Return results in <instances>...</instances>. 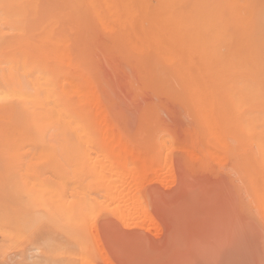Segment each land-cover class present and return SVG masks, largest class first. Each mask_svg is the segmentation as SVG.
<instances>
[{
	"label": "bare ground",
	"instance_id": "obj_1",
	"mask_svg": "<svg viewBox=\"0 0 264 264\" xmlns=\"http://www.w3.org/2000/svg\"><path fill=\"white\" fill-rule=\"evenodd\" d=\"M0 70L12 175L25 146L49 154L48 128L79 145L73 199L57 166L51 183L24 166L3 242L50 219L95 264L94 219L104 264H264V0H0ZM146 116L144 150L120 124Z\"/></svg>",
	"mask_w": 264,
	"mask_h": 264
},
{
	"label": "rangeland",
	"instance_id": "obj_2",
	"mask_svg": "<svg viewBox=\"0 0 264 264\" xmlns=\"http://www.w3.org/2000/svg\"><path fill=\"white\" fill-rule=\"evenodd\" d=\"M0 114V129L1 127H6L10 122H13L19 117L12 104H0ZM128 117H130V115H128ZM149 117L150 116H146L139 120V123H134L135 126L132 122L131 126H127L128 121L123 120L120 124V130L124 134L131 135V137L137 136L138 138L136 139H138L137 141L139 142V139L145 134L146 129L144 131L143 128L146 126L147 119ZM162 121L163 124L160 122L159 124L156 123L157 126L154 125L157 129L156 127L154 129L153 127L151 131L152 133L156 130L158 131L159 129H163L164 126H166L165 123L169 121V117L166 114H163ZM142 123H144V125H142ZM93 124V131L95 130L98 137L97 142L99 143V147L106 151L107 146L101 142L99 138L100 129L98 124L95 120L93 121ZM48 129L46 133V140H48L47 147L50 148L49 154L42 157L40 160H33V149L31 147L26 148L25 146L21 149L20 153L27 154H24L23 157H15V164L19 166V172L16 175H12L10 172L11 159L8 157V147L4 146L0 142V203L5 201L11 205L15 203V201H17L18 204L19 201H24L25 205L29 206L31 197L26 191H24V188L26 186V181L30 180L25 176V174H22V169L28 167V164L31 165L30 167L33 169L38 170L40 179L45 183H51V181H54L55 177H52L51 170L54 169L53 167L57 166L56 169H59V173L62 177L60 181L64 180L70 183L68 184V188H73L71 190L73 197L71 198H75L76 194H74V190L76 189L74 188L76 187V184L73 177L69 175V171L71 166L75 163L74 158L79 145L63 140L64 135L67 134L64 128L58 127L55 129ZM143 132L144 134L142 135ZM165 134H167L165 139H169V137L172 139L176 138L172 137L174 134L172 131H165ZM140 144V146L143 145L142 149L146 150L148 148V140L146 141V139H143ZM136 146L140 148V146ZM178 151L179 150L175 149L174 153ZM72 152L74 154H72ZM13 215L16 217L18 216V213H14ZM26 217L28 221L22 225L20 234L15 236L14 239L5 243L2 241V237L0 236V264H80V259H78V257L83 250L71 233L72 230L66 229L64 226H60L50 219H42L41 221H38L33 218L34 216L28 217V215H26ZM93 222L95 223L94 219L92 223L89 224H93ZM89 224L86 223L85 226L87 228H84L85 231L83 234L85 235L84 240L86 245H89L88 253L91 255L90 260H92L95 264H104V260L100 255L103 251H101V249L103 248H101L100 244L95 240L93 241V236H95L93 234L94 232L96 234L97 229L91 228V230H95L94 232L92 231L91 234L89 230L94 224L90 227L88 226ZM93 227H96V223Z\"/></svg>",
	"mask_w": 264,
	"mask_h": 264
}]
</instances>
